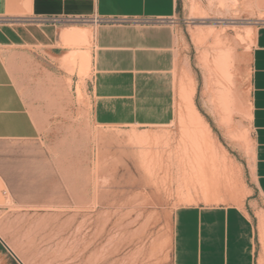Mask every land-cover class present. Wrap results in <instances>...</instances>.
<instances>
[{
  "label": "rangeland",
  "instance_id": "obj_1",
  "mask_svg": "<svg viewBox=\"0 0 264 264\" xmlns=\"http://www.w3.org/2000/svg\"><path fill=\"white\" fill-rule=\"evenodd\" d=\"M26 1L8 0L4 9L26 12ZM219 1L178 0L172 21L179 36L176 114L168 127L94 124L91 60H81L91 56V35L85 44L64 45L70 53L60 62L29 50L11 63L41 124L35 141L0 142V238L23 264H173L177 208L244 200L252 154L248 53L253 32L264 25V3ZM83 24L79 19L63 27ZM218 49L234 53L236 110L228 124L217 102L219 77L203 64L207 56L212 68ZM188 97L215 140L200 154ZM196 154L202 167H182L184 157ZM263 247L260 241L258 264H264ZM0 264L17 263L0 251Z\"/></svg>",
  "mask_w": 264,
  "mask_h": 264
},
{
  "label": "crops",
  "instance_id": "obj_2",
  "mask_svg": "<svg viewBox=\"0 0 264 264\" xmlns=\"http://www.w3.org/2000/svg\"><path fill=\"white\" fill-rule=\"evenodd\" d=\"M6 2L0 0V142H32L41 132L39 118L13 79L11 63L29 50L62 61L70 51L60 34L71 28L92 35L89 93L97 127L151 129L173 123L179 36L172 21L178 0H27L24 14L5 12ZM79 19L87 24L63 27ZM247 88L252 154L246 197L236 205L177 208L173 264H258L256 213L264 214V25L252 34ZM179 216H185L186 226ZM194 237L196 243L190 240ZM207 247L220 251L211 248L209 259Z\"/></svg>",
  "mask_w": 264,
  "mask_h": 264
},
{
  "label": "bare ground",
  "instance_id": "obj_3",
  "mask_svg": "<svg viewBox=\"0 0 264 264\" xmlns=\"http://www.w3.org/2000/svg\"><path fill=\"white\" fill-rule=\"evenodd\" d=\"M9 1H11V0H9ZM220 1H221V4H222L226 0H220ZM220 1H219V3H220ZM259 3H261V4L264 3V0H259ZM14 7L15 6H12L13 9H14ZM227 7H228V5H227ZM4 11L7 12L5 9H4ZM24 13H26V12H20V14H24ZM89 36H90V31L82 30L80 28H71V29L62 31L61 34H60V39H61V41L63 42V44L65 46H75L76 47V45H81V44L87 43L88 40H89ZM241 42H243V41L241 40ZM81 57H82V53H81ZM75 59H76V57H75ZM81 60H82V62H84L83 64H89L90 63V60H91V56L90 55H86L83 58H81ZM203 64H204V67L206 69H208L209 72H211V73L213 72V73H215L219 77L218 78V81H217V84L219 85L218 98H217L218 101L217 102H218L220 108L223 111L222 113H224L223 122H224V124H228L229 121H230L231 114L236 110V101H235V98H234V95H233V92H232V88H231V85H232V75H233V70L235 68L234 53H232V51L230 49H218L215 52L214 56H213L212 68H210L209 65L207 64V56H204V58H203ZM82 71H83V69H82ZM84 72H86L85 69H84ZM84 72H83V74H84ZM186 101H187V107L186 108H187V110L189 112V116H190V118L192 120L190 122H191V124L193 126V130H194V132H193V139H195V141L201 140V142H202V145L198 146L197 149H196L197 152L200 154L203 151V149H205V148L206 149H208V148L210 149V147L215 143V140L213 138V135L209 131L207 125L199 117L196 109L193 106V103H192L191 98L188 97ZM184 150H185V148H184ZM198 156L199 155L196 154L195 157H193L192 160H188L187 157L186 158L184 157L183 160L180 162V163H182V167L188 169V171H194L197 168H199L200 166L202 167L203 160H201ZM213 169H216V168H213ZM190 201L191 200H187L186 202L190 203ZM210 201L211 200L205 199V202H210ZM179 217H180L179 219L181 220L182 217L181 216H179ZM182 219H185V216ZM258 220H259V227L258 228H259L260 241H261V245L262 244L264 245V215L263 214H259L258 215ZM181 221H180V223H181ZM183 223L184 222L182 221V224H180V225L186 226ZM180 225H178V226L181 227ZM179 231H181V230H179ZM192 239H195V237L194 238H191L190 240H192ZM193 241L194 240H192V243H193ZM216 243H217V241H216ZM193 246H195V245L193 244ZM191 248H192V245H191ZM211 248L213 250H215V247H211ZM211 248H209L210 249L209 250L208 247H207V250L208 251H206V250L205 251L208 253L209 251H211ZM193 249H192V251H195V249L194 250ZM215 251L218 252L220 250L217 249V247H216V250ZM211 252H213V251H211ZM211 252H209L210 253L209 259H211V256H212L211 255ZM192 254H193V252H192ZM206 254H205V256H206ZM194 259H195V257H194ZM189 263H191V262H189ZM214 263H217V261H215ZM220 264H222V263L220 262Z\"/></svg>",
  "mask_w": 264,
  "mask_h": 264
},
{
  "label": "water",
  "instance_id": "obj_4",
  "mask_svg": "<svg viewBox=\"0 0 264 264\" xmlns=\"http://www.w3.org/2000/svg\"><path fill=\"white\" fill-rule=\"evenodd\" d=\"M0 245L3 247V249L14 259V261L17 264H23L17 256L9 249V247L3 242V240L0 238Z\"/></svg>",
  "mask_w": 264,
  "mask_h": 264
},
{
  "label": "trees",
  "instance_id": "obj_5",
  "mask_svg": "<svg viewBox=\"0 0 264 264\" xmlns=\"http://www.w3.org/2000/svg\"><path fill=\"white\" fill-rule=\"evenodd\" d=\"M0 251L5 253L4 249L2 248V246L0 245Z\"/></svg>",
  "mask_w": 264,
  "mask_h": 264
},
{
  "label": "built area",
  "instance_id": "obj_6",
  "mask_svg": "<svg viewBox=\"0 0 264 264\" xmlns=\"http://www.w3.org/2000/svg\"><path fill=\"white\" fill-rule=\"evenodd\" d=\"M93 21H94V23H97V22H98V21H97V20H95V19H94Z\"/></svg>",
  "mask_w": 264,
  "mask_h": 264
}]
</instances>
